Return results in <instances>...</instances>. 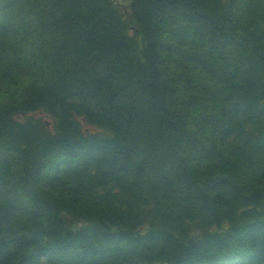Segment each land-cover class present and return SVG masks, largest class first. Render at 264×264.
<instances>
[{
    "label": "trees",
    "instance_id": "trees-1",
    "mask_svg": "<svg viewBox=\"0 0 264 264\" xmlns=\"http://www.w3.org/2000/svg\"><path fill=\"white\" fill-rule=\"evenodd\" d=\"M134 10L0 0V264H264V0ZM42 104L54 133L13 119Z\"/></svg>",
    "mask_w": 264,
    "mask_h": 264
},
{
    "label": "rangeland",
    "instance_id": "rangeland-1",
    "mask_svg": "<svg viewBox=\"0 0 264 264\" xmlns=\"http://www.w3.org/2000/svg\"><path fill=\"white\" fill-rule=\"evenodd\" d=\"M8 75H6V76H2L3 78H5V77H7ZM6 79V78H5Z\"/></svg>",
    "mask_w": 264,
    "mask_h": 264
}]
</instances>
